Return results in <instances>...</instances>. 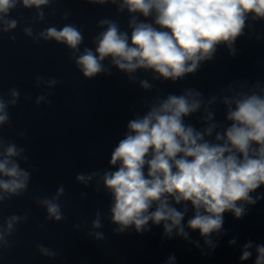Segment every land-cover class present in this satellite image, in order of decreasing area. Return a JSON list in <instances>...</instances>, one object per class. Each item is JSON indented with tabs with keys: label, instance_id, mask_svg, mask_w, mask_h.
I'll list each match as a JSON object with an SVG mask.
<instances>
[{
	"label": "clouds",
	"instance_id": "1",
	"mask_svg": "<svg viewBox=\"0 0 264 264\" xmlns=\"http://www.w3.org/2000/svg\"><path fill=\"white\" fill-rule=\"evenodd\" d=\"M48 2L0 0V23L6 25L5 30L14 29L18 21L5 18L18 3L24 8L39 9ZM123 7L145 17L154 12L159 28L137 22L133 17L129 38L117 23L101 20L108 27L96 37L95 52L85 48L76 60L84 77L92 78L103 72L101 61L111 57L121 71L152 69L164 79L175 81L193 73L199 61L211 59L216 45L231 44L241 35L247 13H253L254 18L264 17V0H123ZM38 15L42 18L43 12ZM25 31L30 34L31 30ZM41 35L73 50H78L84 40L82 32L70 24L61 29L49 27ZM141 85L149 87L146 80ZM11 95L18 98L19 91L12 89ZM11 103L15 104L16 99ZM235 105L227 116L231 126L223 135H216V140H223V144L204 139L205 134L211 135L215 125L201 133L184 123L183 117L200 107L199 100L189 101L186 95H169L159 107L153 106L144 116L127 123L128 131L114 148L110 160L112 165L119 162L120 166L103 175L104 185L114 199L111 220L119 225L117 232L134 225L140 233L151 220L156 225L164 222L165 234L176 228L179 235L187 237L182 225L187 207L179 211L169 198L175 204L191 203L195 213L187 226L199 230L204 237L221 230L226 211L233 212L236 218L244 215L243 205L237 202L254 204L256 200L250 193L264 185V97L253 94L236 100ZM6 108L7 104L0 99V124L9 120ZM16 155H19L16 146L8 145L4 158L0 159V174L9 179H0V189L18 195L27 188L30 173L10 159ZM77 179L84 181L85 177L81 174ZM63 191V187L58 189V195ZM56 198L40 202L47 208V219L59 221L63 217L59 204L54 202ZM153 205L155 210H151ZM16 219L11 217L12 221ZM93 227H101L99 219L93 221ZM8 228H12L11 222ZM96 236L103 238L101 233ZM38 247L44 255H55L42 245ZM251 247V242L244 245L241 260L251 256L247 250ZM256 251L255 264H264V245H257Z\"/></svg>",
	"mask_w": 264,
	"mask_h": 264
}]
</instances>
